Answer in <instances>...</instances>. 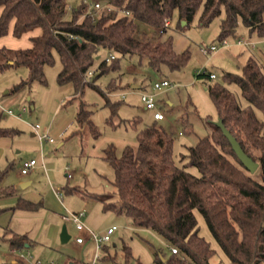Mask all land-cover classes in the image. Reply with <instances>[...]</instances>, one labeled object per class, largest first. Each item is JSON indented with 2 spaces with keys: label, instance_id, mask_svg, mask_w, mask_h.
<instances>
[{
  "label": "trees",
  "instance_id": "16d2710c",
  "mask_svg": "<svg viewBox=\"0 0 264 264\" xmlns=\"http://www.w3.org/2000/svg\"><path fill=\"white\" fill-rule=\"evenodd\" d=\"M96 1H81L68 18V0H0V37L10 32L12 23L16 37L41 29L40 34L30 37L29 47L0 48V72L10 67L28 69V78L16 84V89L35 81L46 84L45 66L55 63L57 55L62 63L58 82L71 83L75 98L92 86L107 97L111 113L116 115L119 102L109 99L106 90L96 85L95 77L119 68V59L127 55L146 58L157 71L163 65L170 70L180 69L190 57L189 51L176 52L171 38L156 42L138 38V21L164 32L169 27L166 21L171 23L176 13L181 26L183 20L192 21L202 8L203 24L220 18L219 40L234 35L240 21L251 32L264 36V0H105L104 5L114 8H105L94 17L89 7L96 9ZM102 51L113 52L116 58L110 62L102 59L88 77ZM197 76L213 79L206 70ZM225 78L239 87L245 105L225 84H209L207 88L218 118L259 163L256 172H250L241 162L215 122L211 133L181 155L182 159L187 158L184 165L176 163L174 138L157 123L145 126L138 134L137 145H125L120 155L114 144L103 149V157L115 170L117 198L108 200L109 195L105 194L98 199L104 210L125 213L134 227L152 229L166 239L170 254L164 258L158 253L159 263L213 264L215 249L199 233L196 210L202 213L232 264L264 262V64L250 57L242 74L227 72ZM115 87L112 84L108 91ZM90 115L88 104L82 101L76 115L81 127L92 126ZM13 132L0 125V137H11ZM255 150L260 154L256 155ZM189 166L197 168L199 174L189 170ZM1 181L0 175V196L14 194V188L2 186ZM41 204L19 197L16 207L38 210ZM8 241L11 249H20L28 237L11 230ZM103 250L107 254L104 258H113L107 247L103 246ZM124 253L128 264L131 251L125 247ZM137 264L144 263L138 260Z\"/></svg>",
  "mask_w": 264,
  "mask_h": 264
},
{
  "label": "rangeland",
  "instance_id": "374dc122",
  "mask_svg": "<svg viewBox=\"0 0 264 264\" xmlns=\"http://www.w3.org/2000/svg\"><path fill=\"white\" fill-rule=\"evenodd\" d=\"M81 1L68 0L66 17H71L72 8ZM100 2L103 5L106 1ZM101 10L103 8L89 7L94 17ZM201 12L202 8L192 21L183 20L181 26L176 13L164 32L137 22L138 38L152 42L171 38L174 50L178 53L189 51L190 57L180 69L170 70L163 65L157 71L146 58L141 60L138 55H127L119 59V68L95 77L96 85L106 90L109 99L119 102L116 115H112L107 97L92 86L86 87L83 96L75 98L71 83L58 82L62 63L57 55L55 63L45 66L46 84L35 81L31 86L16 89V84L28 78V69L10 67L0 72V125L14 131L11 137H0L1 184L14 188V194L0 196V263L127 264L124 248L128 247L132 254L128 264H137L138 260L144 264H163L157 262L158 253L166 258L170 246L162 235L149 228L134 227L125 213L103 209L98 196L108 194V200L117 198L113 184L115 170L103 157V149L114 144L120 155L125 145H137L138 134L145 126L157 123L174 138L176 163L184 165L187 158L182 159L181 155L211 133L212 122L218 119L216 105L207 88L209 84L227 85L245 105L239 87L228 83L225 73L242 74L250 57L264 64L263 35L251 32L240 21L234 35L219 40L220 18L203 24ZM212 45L217 48L203 52ZM107 56L108 52L102 51L91 69L96 70ZM204 70L215 78L197 76ZM163 79H168L170 84L160 90L154 89V83ZM112 84L116 87L108 91ZM143 94L153 96L156 108L145 107L141 99ZM82 101L91 110L92 126L81 127L76 119ZM22 106L27 107L22 116L8 113L9 109L18 112ZM158 110L164 114L161 120L154 118ZM37 124L39 132L35 130ZM254 152L260 154L259 150ZM31 159L36 160V165L23 174L24 162ZM188 169L199 174L195 167ZM26 181L29 184L23 185ZM74 188L81 191L73 192ZM19 197L42 204L38 210L21 209L16 207ZM80 210H86V216L81 219L83 229L77 228L73 218ZM196 216L200 235L215 249L213 264H232L202 213L196 210ZM64 225L70 234L65 242L61 239ZM114 225L117 230L111 240L98 248L95 236H102ZM11 230L27 235L28 241L22 248H10ZM79 236L84 242H77ZM103 246L113 258H104L107 254Z\"/></svg>",
  "mask_w": 264,
  "mask_h": 264
},
{
  "label": "built area",
  "instance_id": "2783aa9c",
  "mask_svg": "<svg viewBox=\"0 0 264 264\" xmlns=\"http://www.w3.org/2000/svg\"><path fill=\"white\" fill-rule=\"evenodd\" d=\"M94 7L96 9H102V8L105 9V8H107L108 10L114 8L111 5H104V4L102 5L101 2H100V0H97L94 3ZM126 14H129V12L127 11ZM169 24H170V21L167 20L166 23H165V25L168 26ZM263 40H264V36H263ZM216 48H217L216 45H212L210 48H207V49L204 48L203 49V52L204 53H208L210 51L215 50ZM115 58H116V54L113 53V52H110L108 54V56L106 57V61L110 62V61H112ZM92 75H93V70H89L88 71V77H91ZM211 77L212 78H215V75L214 74H211ZM169 84H170V82L168 81V79H163L161 81H156L154 83V85H153V88L154 89H157V90H160L163 87L168 86ZM141 99H142V101L145 102V107L147 109H154V108H156V104H155V101H154L153 96L148 95V94H143L141 96ZM26 111H27V107L26 106H22L20 111L16 112L13 109H9L8 110V113H10V114H17L19 116H22ZM154 118L155 119H163L164 118V114L160 110H158L157 112L154 113ZM39 128H40V126L37 124L35 126L36 132H39ZM40 137L43 138V137H46V135L40 134ZM49 140L50 141H53L52 138H49ZM36 163L37 162L34 159H31L30 161L24 162L23 167L21 169V172L23 174H27L29 172V170H31V168H33L36 165ZM59 195L61 196L62 194L59 193ZM85 216H86V210H80L79 212H77V213L74 214V217L73 218L76 221V224H77V228L78 229H83L84 228V224L82 223L81 219L83 217H85ZM116 230H117V226L114 225V226L109 227L108 230H107V232L105 234H103L102 236H97L96 235L95 236V241L97 243L98 248H101L102 247V244L104 242H107V241L111 240L112 235L116 232ZM76 240L79 243L84 242V238L81 237V236L77 237ZM172 251L173 252H177V249L176 248H172ZM97 257H98V255H97Z\"/></svg>",
  "mask_w": 264,
  "mask_h": 264
},
{
  "label": "water",
  "instance_id": "95a60500",
  "mask_svg": "<svg viewBox=\"0 0 264 264\" xmlns=\"http://www.w3.org/2000/svg\"><path fill=\"white\" fill-rule=\"evenodd\" d=\"M215 123L222 129L224 135L229 139V141L232 144L233 150L238 155L241 162L250 170V172L254 173L259 167V163L254 160L249 154H247L244 149L242 148L240 142L237 140V138L230 132V130L225 126L223 120L221 118H218ZM26 185V184H23ZM70 238V234L68 233V230L66 226H63L62 232H61V239L63 242L67 241Z\"/></svg>",
  "mask_w": 264,
  "mask_h": 264
},
{
  "label": "crops",
  "instance_id": "0c3cea01",
  "mask_svg": "<svg viewBox=\"0 0 264 264\" xmlns=\"http://www.w3.org/2000/svg\"><path fill=\"white\" fill-rule=\"evenodd\" d=\"M0 14H1V8H0ZM41 33L40 28H36L32 31L24 33L21 37H16L13 35V23L10 28V32L0 37V48L1 47H8L12 49H18V48H25L31 46L30 37L35 36ZM23 184L28 185L29 181L24 182Z\"/></svg>",
  "mask_w": 264,
  "mask_h": 264
}]
</instances>
